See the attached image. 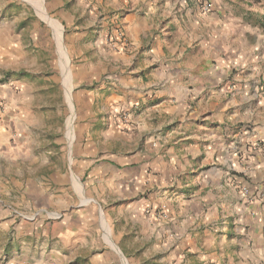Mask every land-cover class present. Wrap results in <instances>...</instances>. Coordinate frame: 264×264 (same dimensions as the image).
Returning a JSON list of instances; mask_svg holds the SVG:
<instances>
[{
  "label": "rangeland",
  "instance_id": "obj_1",
  "mask_svg": "<svg viewBox=\"0 0 264 264\" xmlns=\"http://www.w3.org/2000/svg\"><path fill=\"white\" fill-rule=\"evenodd\" d=\"M248 2L212 0L210 33L190 31L193 41L203 36L211 45L204 56L230 90L240 78L249 79L251 71L236 62L242 55L252 59L257 39L240 41L233 29L225 37L220 15L231 20L244 12L264 13V0L251 4L254 12L246 9ZM131 5V0H0L4 211L53 224L88 211L97 219L89 220V229H97L87 231L89 247L96 246L99 255L106 247L113 251L101 264H264V213L247 217L223 199L226 207L219 212L225 214L217 216L212 199L209 217L193 216L187 205L200 192L194 174L164 147H148L160 131L149 134L142 125L148 101L140 69L146 35L159 31L144 29L143 44L135 49L126 21ZM193 54L187 58L196 62L199 54ZM250 84L256 91L258 84ZM259 87L262 100L263 80ZM244 105L248 110L255 102ZM227 183L239 186L247 203L257 186L264 188L263 179ZM208 189L219 190L216 184Z\"/></svg>",
  "mask_w": 264,
  "mask_h": 264
},
{
  "label": "crops",
  "instance_id": "obj_2",
  "mask_svg": "<svg viewBox=\"0 0 264 264\" xmlns=\"http://www.w3.org/2000/svg\"><path fill=\"white\" fill-rule=\"evenodd\" d=\"M211 1L131 0L126 21L134 48L142 46L144 29L159 31L156 36L146 35L147 44L142 51L145 61L140 69L145 74L142 94L148 101L142 125L149 134L160 131L154 136L156 139L148 140L149 148L152 145L164 147L162 150L167 149L170 159L194 174L193 182L198 184L200 192H196L187 205L193 216L209 217L212 199L217 216L224 215L219 212L226 207L224 199L233 204L235 212L247 217L253 213L262 218L264 188L260 190L261 185L257 186L258 193L253 192V201L247 203L239 192L240 187L227 181L249 180L256 184L264 180V98L259 99V86L264 81V76L261 79L264 13L244 12L241 18L234 16L231 20L220 15L223 20H219V28L225 37L228 30L233 29L240 41L252 39L251 35L257 39L252 47V59L245 61L246 56L242 55L236 62L239 68L247 66L251 71L249 79L240 78V83L230 90L229 82L220 79L219 71H213L207 63L210 58L204 56L211 51V45L203 36L193 41L190 34L195 30L203 35L210 33L209 23L214 17ZM251 4L255 5V0H249L246 9L254 12ZM253 18L257 21L251 24ZM150 20L155 22L149 25ZM228 21L236 24L229 27ZM173 52L177 53V58ZM193 53L199 54L194 57L196 62L187 58ZM222 72L227 71L222 69ZM251 80L258 84L257 92L251 90ZM252 102H255L253 108L249 107ZM244 104L248 105V110H244ZM247 123L253 125L246 127ZM208 165L213 166L209 169ZM112 174L116 179L117 175L113 171ZM134 175L128 176L127 181H132ZM212 184L219 189L216 194L208 189ZM5 206L0 202V264H49L50 261L101 264V259L109 262L111 248L106 247L99 255L93 249L96 246L89 247L86 240L88 230L97 231L89 229V220L96 218L90 217L88 211H82L75 219L66 216L60 224H53L44 220H19L9 210L4 211ZM211 220L212 216L207 223Z\"/></svg>",
  "mask_w": 264,
  "mask_h": 264
},
{
  "label": "bare ground",
  "instance_id": "obj_3",
  "mask_svg": "<svg viewBox=\"0 0 264 264\" xmlns=\"http://www.w3.org/2000/svg\"><path fill=\"white\" fill-rule=\"evenodd\" d=\"M59 32V31H58ZM58 41L60 42L61 41V32L59 33V35H58ZM67 62V61H66ZM69 78H70V74H69V72L67 73V81L69 80ZM69 82V81H68ZM71 86V85H70Z\"/></svg>",
  "mask_w": 264,
  "mask_h": 264
},
{
  "label": "trees",
  "instance_id": "obj_4",
  "mask_svg": "<svg viewBox=\"0 0 264 264\" xmlns=\"http://www.w3.org/2000/svg\"><path fill=\"white\" fill-rule=\"evenodd\" d=\"M255 1H257V0H255Z\"/></svg>",
  "mask_w": 264,
  "mask_h": 264
}]
</instances>
